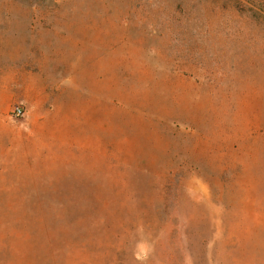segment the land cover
<instances>
[{"label":"rangeland","instance_id":"rangeland-1","mask_svg":"<svg viewBox=\"0 0 264 264\" xmlns=\"http://www.w3.org/2000/svg\"><path fill=\"white\" fill-rule=\"evenodd\" d=\"M0 264H264V0H0Z\"/></svg>","mask_w":264,"mask_h":264},{"label":"built area","instance_id":"built-area-1","mask_svg":"<svg viewBox=\"0 0 264 264\" xmlns=\"http://www.w3.org/2000/svg\"><path fill=\"white\" fill-rule=\"evenodd\" d=\"M12 114H13V116H15V117H21V116L24 114V111H23V109L20 108V107H15V108H13V110H12Z\"/></svg>","mask_w":264,"mask_h":264}]
</instances>
